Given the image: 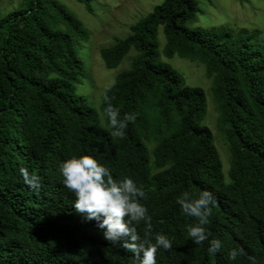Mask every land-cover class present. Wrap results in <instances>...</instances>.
Wrapping results in <instances>:
<instances>
[{"label": "trees", "instance_id": "16d2710c", "mask_svg": "<svg viewBox=\"0 0 264 264\" xmlns=\"http://www.w3.org/2000/svg\"><path fill=\"white\" fill-rule=\"evenodd\" d=\"M77 1L94 14L93 0ZM201 3L214 0H164L100 50L109 70L135 53L104 91L101 115L77 94L87 73L79 48L91 43L80 20L58 0H27L0 19V264H132L131 253L72 206L58 168L80 155L143 186L150 238L162 233L173 242L171 251L158 250L157 264H251L249 257L264 264V41L260 32L202 27ZM161 32L165 58L199 62L213 83L228 181L213 133L200 125L205 92L185 86L163 61ZM106 97L121 117L137 114L123 138L110 135ZM21 167L40 177L39 189L24 184ZM204 190L215 199L207 225L209 239L222 241L215 255L208 241L193 244L187 229L196 221L176 202L184 191L195 199ZM145 230L137 226L141 236ZM233 248L243 250L235 262Z\"/></svg>", "mask_w": 264, "mask_h": 264}, {"label": "clouds", "instance_id": "9594fccd", "mask_svg": "<svg viewBox=\"0 0 264 264\" xmlns=\"http://www.w3.org/2000/svg\"><path fill=\"white\" fill-rule=\"evenodd\" d=\"M104 114L113 138H123L128 124L137 118L136 113H125L121 117L107 97ZM58 171L64 188L75 198L72 206L76 212L89 221H96L103 239L110 245H118L131 253L132 264H157L158 250H172L173 242L167 235L157 233L150 238L152 217L142 203L146 192L133 178H114L107 166L90 155L72 156L61 162ZM19 173L30 189H39L40 177L35 172L30 173L27 168L21 167ZM176 202L184 216L196 221L187 229L193 244L203 245L208 241L209 255L219 252L222 241L209 239L212 233L207 228L215 206L212 193L204 190L193 199L190 192L184 191ZM142 223L146 228L143 236L137 231V226ZM242 255V249L233 248L228 252V259L235 262ZM249 260L251 264H257L254 257H249Z\"/></svg>", "mask_w": 264, "mask_h": 264}, {"label": "rangeland", "instance_id": "374dc122", "mask_svg": "<svg viewBox=\"0 0 264 264\" xmlns=\"http://www.w3.org/2000/svg\"><path fill=\"white\" fill-rule=\"evenodd\" d=\"M27 0H3L0 5V19L23 8ZM68 11L80 20L91 36V43H82L79 56L85 62L87 73L77 94L87 101L101 115L102 95L115 82L116 77L130 68L135 53L132 50L116 69L106 68L100 50L110 47L115 39H124L130 34L131 26L144 19L164 0H93L94 14H90L77 0H58ZM204 14L200 16L202 27H226L249 33L260 32L264 41V0H214L213 5L201 3ZM166 38L160 34V51L163 61L170 65L184 80L185 86L200 88L205 92L208 108L202 127L211 130L215 146L223 162L228 181L230 152L223 135L218 131V112L213 98V83L207 78L205 67L197 61L164 57L162 51ZM102 117V116H101ZM103 118V117H102Z\"/></svg>", "mask_w": 264, "mask_h": 264}]
</instances>
